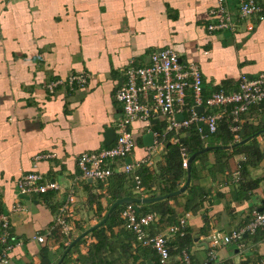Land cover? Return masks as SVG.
<instances>
[{"label": "crops", "instance_id": "obj_1", "mask_svg": "<svg viewBox=\"0 0 264 264\" xmlns=\"http://www.w3.org/2000/svg\"><path fill=\"white\" fill-rule=\"evenodd\" d=\"M238 1L226 0L232 11ZM257 1L264 5V0ZM216 4L217 0H0V212L9 217L13 244L7 264H154L150 250L116 227L94 256L89 250L98 240L88 234L63 258L74 239L106 216L111 203L108 183L79 179L77 157L107 147L105 143L113 145L121 117L115 94L125 81V69L145 66L152 52L169 47L182 62H195L210 92H232L240 76L264 73V20L250 31L240 28L235 34L210 35L205 26L210 22L208 11ZM81 72L88 75L81 89L61 88L50 95L44 87ZM152 123L133 124L135 148L129 160L148 158L158 175L166 147L174 143L171 137L155 151L148 150L143 136L165 126L162 118ZM245 125H264L263 104L242 116L239 126ZM111 129L114 134H107ZM256 140L263 158L248 166L244 177L235 178L244 155L230 157L225 169L212 172L216 156L209 153L195 162L197 178L189 180L184 192L145 208L152 211L162 205L174 212L155 220L152 235L164 233L167 225L182 218L186 221L184 234L168 244L173 264L179 262L181 245L193 261L204 262L212 231L240 229L249 211L263 206L264 135ZM41 153L55 157L35 161ZM33 171L61 186L73 185L70 232L56 221L66 194L18 199L17 180ZM114 173H122L120 163ZM158 182L160 177L152 185L153 197H162L155 189ZM254 182L258 185L253 188ZM127 191L129 196L140 195L136 189ZM150 196L144 193L138 198ZM17 204L22 211L12 213ZM37 236H43L42 243ZM263 255L264 232L258 231L244 235L239 245L218 249L210 264H251Z\"/></svg>", "mask_w": 264, "mask_h": 264}, {"label": "built area", "instance_id": "obj_2", "mask_svg": "<svg viewBox=\"0 0 264 264\" xmlns=\"http://www.w3.org/2000/svg\"><path fill=\"white\" fill-rule=\"evenodd\" d=\"M210 22L205 30L210 35L215 32H228L235 34L244 28L250 31L255 23L264 20V5L257 0H239L235 11L229 9L226 0H217V4L208 11ZM125 81L115 94L121 106V117L115 125V140L113 145L101 148L94 152H85L77 157L79 179L83 182L91 181L107 184L113 175L117 163L121 164V172L131 175L136 184L135 189L143 195L138 170L149 167V159L138 162H126L130 158L135 140L132 126L135 122H144L148 126L158 118L165 122L163 134L159 138L153 133V146L148 148L151 152L163 145L164 134H173L172 140L177 144L182 131L192 125L206 126L209 133H214L217 122L223 115L229 114L232 119L231 132L236 133L241 122V116L251 107L264 105V73L257 76L239 77L235 91H217L205 100L203 94V80L198 65L193 61L182 62L177 53L167 47L152 52L148 63L143 67L129 66L124 72ZM88 81L86 73L70 74L63 79H55L44 87L53 95L61 88L74 91L85 87ZM190 98L192 105L187 104ZM201 107L199 113L196 108ZM185 110V111H184ZM215 110L217 113H210ZM207 112V113H206ZM205 113V114H204ZM182 114L179 121L177 116ZM234 139H238L234 135ZM182 167L187 168L188 157L182 153ZM53 153H41L35 156V161L54 158ZM239 180V171L235 172ZM17 196L21 200L30 195H44L49 192L66 194L65 203L59 209L57 223L70 232L74 226L72 205L75 203L73 185L61 186L55 181L47 179L37 172L22 174L16 182ZM22 207L17 204L11 212L20 213ZM124 228L131 232L136 241L143 247L150 248L157 257L158 264H173L169 253L170 239L184 234L186 221L180 219L177 224L167 225L166 231L152 235L150 227L158 218L154 213L142 214L139 207L134 204L123 205L119 213ZM246 224L237 230L228 233L213 231L209 236L210 250L204 262H194L186 251L180 253L178 264H210L216 256V251L230 244L239 245L244 235H253L258 231L264 232V210L252 208L249 211ZM37 242H43V236L36 237ZM13 250L11 241L10 222L8 215L0 212V264H7ZM251 264H264V255Z\"/></svg>", "mask_w": 264, "mask_h": 264}, {"label": "trees", "instance_id": "obj_3", "mask_svg": "<svg viewBox=\"0 0 264 264\" xmlns=\"http://www.w3.org/2000/svg\"><path fill=\"white\" fill-rule=\"evenodd\" d=\"M202 90H203V94H202L203 100L209 97L212 93L221 91V90H215L213 92L206 91L204 86ZM224 92H227V91H224ZM187 104L189 106L192 105V101L190 98L187 99ZM210 113H217V112L215 110H212ZM242 116H241V119H242ZM152 124L153 123L151 122L150 125ZM231 125H232V119L229 114H226L220 117V119L218 120L217 128L214 133H209L206 126L200 127L199 125H192L186 130L182 131V134L186 133L185 136L184 135L181 136L177 144L168 145L166 147L167 148L166 154L164 156L163 163L160 166L158 175L156 172L152 171L150 167L143 166L138 170L137 174L140 178V183H141L140 185L144 189L143 193L150 194L151 195L150 197H153V195L155 196V191L152 190V185L153 183H155L156 178L158 177H160V182L157 183V188L155 189L160 191L161 196L173 193L180 189L181 183L185 184V180L187 177V171H186V168L182 167V159H183L182 153H184L188 158L194 154H197V156L194 158V160L191 163L190 179L194 180L197 178V175H198V172H196V168L194 166L195 162L200 161L203 156H206L209 153H214L216 156L215 157V168L213 169V171L211 170L212 172L216 171V169L218 171L225 169L226 162L229 160L230 157L234 155H244L243 156L244 160L239 163V167H238L240 176L244 177L246 174V168L250 165H255L257 162H259L263 158V152L259 149V143L257 142L256 138L260 136V134L264 135V132H263L264 125L257 126V127H252L248 125H245V126L238 125V130L236 133L231 132L230 130ZM153 126H155V124ZM164 127H162V129L155 128L156 130L153 128L152 132L157 133L160 138L163 133ZM234 135H237L238 139L235 140ZM172 136L173 134L167 133L162 140L163 144L165 143L166 140H169ZM248 138L250 139V141L247 142L248 144L244 143L242 145H238L232 150L215 149L213 151L202 153L205 147L230 146L239 141L246 140ZM118 164L119 163H117V165ZM257 185L258 183L254 182L252 187L254 188ZM135 187H136V184L133 181L131 175H125L123 173H114L108 179V184H107V195L109 196V200L111 202L110 206L116 200H119L125 197H134L132 195L129 196L127 190H130V189L135 190ZM139 196H136V197L138 198ZM159 203L161 202L154 203L153 206L155 207V205ZM134 205L139 207L140 213L142 214L154 213L160 218V220H162V218L165 216H173V213H174L172 208L168 206L164 207L162 205L161 206L157 205V209L155 207V209H152V211H148L145 208L147 206H152V204L146 205V204H136L135 203ZM122 208H123V205L117 206L116 208H114L111 211L106 222L98 229H95L91 231V233H89V235L94 236L98 240L97 244H95L94 247L91 250H89L92 253V256H94L95 254L94 250H99L100 248H102V244H103V241H105L106 234L108 232H111L112 229H114V227L119 228V229L121 228L124 229V231L128 234V236L132 237L136 241L134 235L124 228V224L122 220L120 219L119 213L122 210ZM189 209H191L189 208V206L187 207L185 206V210H189ZM166 223L170 224L167 220H166ZM178 237L179 236H176L175 239ZM188 242L189 240H186L184 245L188 244ZM181 246L179 248L181 250V251L179 250L180 253L182 251H186V250H183V246L182 247ZM143 248H145L148 251L150 250V252L154 255V264H158V260L154 252L148 247H143ZM169 253H170V250H169Z\"/></svg>", "mask_w": 264, "mask_h": 264}, {"label": "water", "instance_id": "obj_4", "mask_svg": "<svg viewBox=\"0 0 264 264\" xmlns=\"http://www.w3.org/2000/svg\"><path fill=\"white\" fill-rule=\"evenodd\" d=\"M196 110L201 113L202 112V108L201 107H198L196 108ZM177 119L179 121H181L183 119V115L180 114L177 116ZM111 132V133H110ZM114 134V130H110V131H107V134ZM114 138H115V134H114ZM143 143L146 147L148 148H151L153 146V133L152 132H149L147 133L146 135L143 136ZM248 141V139L246 140H242V141H239L233 145H230V146H213V147H205L202 151V153L204 152H208V151H213L215 149H223V150H232L234 149L235 147H237L238 145H242L244 143H246ZM105 146H108L109 144L108 143H105L104 144ZM197 156V154H194L192 156H190L188 158V161H187V168H186V171H187V180H186V183L185 185L180 188L179 190L173 192V193H170L169 195H166V196H162V197H150V198H134V197H125V198H122V199H119V200H116L115 202H113V204L110 206L106 216L98 223L96 224L95 226H92L91 228H89L88 230H86L85 232H83L81 235H79L76 239H74L70 245L67 247V249L65 250V253L63 255V258L64 256L70 251V249L75 246L84 236L88 235L91 231L95 230V229H98L99 227H101L105 222L106 220L108 219L111 211L116 208L117 206H122V205H125V204H150V203H153V202H156V201H159L161 199H164V198H167V197H173L175 195H179L180 193L184 192V190L186 189V187L188 186L189 184V180H190V165H191V162L194 160V158ZM126 162H129V159L126 160ZM259 211H262L264 210V202H263V206L261 208H258ZM62 258V259H63Z\"/></svg>", "mask_w": 264, "mask_h": 264}, {"label": "rangeland", "instance_id": "obj_5", "mask_svg": "<svg viewBox=\"0 0 264 264\" xmlns=\"http://www.w3.org/2000/svg\"><path fill=\"white\" fill-rule=\"evenodd\" d=\"M212 232H213V231H212ZM212 232H211V233H212ZM211 233H210V234H211ZM209 236H210V235H209Z\"/></svg>", "mask_w": 264, "mask_h": 264}]
</instances>
